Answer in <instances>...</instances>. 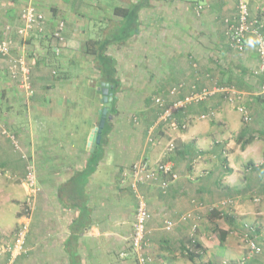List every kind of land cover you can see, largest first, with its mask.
<instances>
[{"label":"crops","instance_id":"obj_1","mask_svg":"<svg viewBox=\"0 0 264 264\" xmlns=\"http://www.w3.org/2000/svg\"><path fill=\"white\" fill-rule=\"evenodd\" d=\"M33 1L48 18L52 52L59 42L61 53L47 55L40 38L42 45L28 48L36 38L16 30L26 0H0V38L15 37L13 54H25L33 87L29 94L21 76L13 80L0 55L2 241H12L23 220L30 167L38 187L26 252L0 253V264H140L131 234L141 197L154 264H264V76L256 33L243 49L232 43L238 0ZM246 1L264 34V0ZM119 7L137 11L125 39L118 37L131 18L119 16ZM60 20L62 42L52 38ZM89 40L108 43L119 79L108 106L113 117L94 150L90 136L106 106L98 87L107 80L86 51ZM175 86L181 89L172 94ZM202 90L210 96L179 109L176 126L158 123L163 107ZM138 160L168 170L139 181L131 168ZM246 234L262 253L247 256Z\"/></svg>","mask_w":264,"mask_h":264},{"label":"built area","instance_id":"obj_2","mask_svg":"<svg viewBox=\"0 0 264 264\" xmlns=\"http://www.w3.org/2000/svg\"><path fill=\"white\" fill-rule=\"evenodd\" d=\"M201 1V0H200ZM198 9L203 8V4L198 2ZM238 8L239 15L238 21L236 24L232 25L231 29V40L235 47L238 49H243L245 46L246 36L249 32L256 33L259 38L257 44V51L261 58L260 71L264 76V34L261 32V28L263 27V20L259 18H254L251 16L250 8L248 2L246 0H238ZM22 24L16 30L19 36L24 39L29 38L33 34H42L46 28V22L48 18L46 15L40 11L36 5L32 3H27L21 13ZM66 28V23L64 20H60L55 29L53 30V37L62 42L64 40V31ZM7 31L13 30V25L8 24L6 26ZM13 39L8 36L4 38H0V55L6 57L8 59L9 65V73L12 77L18 78L21 76V86L26 89L29 94L33 93V87L30 81L29 75V67L26 64V58L24 54L14 55L13 54ZM57 53L61 51V46L59 42L54 45ZM181 89V86H175L170 89L172 94L177 93ZM1 94V91H0ZM211 94L209 90L202 91H194L186 94L183 98L175 100L173 103L168 105L167 107H163L160 113V117L158 123H167L168 121H172L171 124L176 126V122L174 119V114L181 108L186 107L187 105L193 102H200L206 100ZM259 95L264 98V79L259 90ZM164 97L156 96L155 102L159 106H164ZM165 108V109H164ZM240 111L243 115V118L248 120L250 118V113L247 111L245 107H240ZM206 114H201L200 118H206ZM175 148V143H170L169 148L173 150ZM132 173L133 175L139 179V181L147 182L150 180H154L159 177L161 172L167 171L168 167L164 163H158L157 165L151 164L147 160H138L132 165ZM175 173H171V178H176ZM26 183L29 188L28 200L23 207L22 213V222L18 230L15 232L14 239L10 242H5L0 239V253L9 252L12 257H17L18 255L26 252V239L29 231V218L32 213V203L33 197L38 190L36 184V175L33 167L29 168V172L26 178ZM163 184L166 186L168 184L167 180L163 181ZM150 218V210L147 204V201L141 197L138 202L136 217L133 224V231L131 234V246L135 251L137 260L140 264H154L156 261V257L147 252V223ZM167 227H172V221H168ZM246 241L249 247L248 257L253 255H258L262 253L263 248L262 245L254 237L246 234ZM246 260L243 257L239 260V263H243ZM230 264H237L232 262Z\"/></svg>","mask_w":264,"mask_h":264},{"label":"trees","instance_id":"obj_3","mask_svg":"<svg viewBox=\"0 0 264 264\" xmlns=\"http://www.w3.org/2000/svg\"><path fill=\"white\" fill-rule=\"evenodd\" d=\"M142 5H143V3H140V4L136 5V7H139ZM115 11L117 12V14L119 16H126L127 17L128 15H130V18H131L130 22L124 28H122L121 34L118 37L119 39H123V38L125 39L126 37H128L132 34L131 33L132 32L131 27L134 23L133 21L136 20L137 11L133 10L132 12H129L128 9H125L123 7L122 8L121 7L116 8ZM52 35H53V32H52ZM47 36L48 35H45L44 33L38 34V35L33 34L27 39H30V40L32 38H41V39L43 38V39H45ZM107 46H108V43L106 41H104L102 43V41H99V40H96V41H94V40L90 41L89 40L86 43L85 48H86V51L88 53L94 54L96 56L95 65H97V67L100 71L101 77L103 79L107 80L108 82H110L111 84H113L114 87H116V85L119 84V79L116 78V75H115L116 74V60L112 55H108L106 53L107 48H108ZM53 49H54L53 55L54 54L58 55L59 53H61V51L59 53H56L55 47ZM114 102H115V99L112 100V102H110L108 106H110L111 103L113 104ZM111 109L112 108L109 107V113H111L113 111ZM105 131H106V129H104L103 133H105Z\"/></svg>","mask_w":264,"mask_h":264},{"label":"water","instance_id":"obj_4","mask_svg":"<svg viewBox=\"0 0 264 264\" xmlns=\"http://www.w3.org/2000/svg\"><path fill=\"white\" fill-rule=\"evenodd\" d=\"M113 88H114V85L107 81H101V84L98 87V91L101 93L102 100L104 101L106 106H104L100 110L101 117H100L99 123L94 128L90 136L91 150H94L95 146L97 144H100L102 132L105 127V124L108 119H111L113 117V115L109 113V108H108L109 103L112 102L113 100V92H112Z\"/></svg>","mask_w":264,"mask_h":264},{"label":"rangeland","instance_id":"obj_5","mask_svg":"<svg viewBox=\"0 0 264 264\" xmlns=\"http://www.w3.org/2000/svg\"><path fill=\"white\" fill-rule=\"evenodd\" d=\"M2 1V3H4V2H8L7 0H1ZM22 1V0H21ZM16 2V1H15ZM20 2V1H19ZM23 3H25V5H26V3H32V4H34V1L33 0H26V2H23ZM8 32H10V31H8ZM45 32V31H44ZM46 33H47V31H46ZM50 34V33H49ZM49 34H45V35H48L45 39H43V40H40L39 38H36L35 40H34V44H32V43H30V45L28 46V48L29 47H34V45H42L43 44V50L44 51H47L46 52V54L47 55H50V56H54L53 55V52H52V49H51V46L49 45V43H50V40H51V37H50V35ZM6 37H8V36H6ZM52 38H54L53 37V35H52ZM13 39V41H15L16 39H15V37H13L12 38ZM55 39V38H54ZM17 40H19V39H17ZM39 40H40V42L42 43H40L39 42ZM52 41V40H51ZM55 41V40H54ZM53 42V41H52ZM52 45V44H51ZM13 48H14V42H13ZM51 49V50H50ZM57 53V52H56ZM25 55V54H24ZM8 60V59H7ZM8 65H9V62H8ZM10 75V74H9ZM10 77L13 79V80H16V81H18L17 80V78H14V77H12L11 75H10ZM18 78H20V76L18 77ZM0 91H1V89H0ZM0 96H1V94H0Z\"/></svg>","mask_w":264,"mask_h":264},{"label":"clouds","instance_id":"obj_6","mask_svg":"<svg viewBox=\"0 0 264 264\" xmlns=\"http://www.w3.org/2000/svg\"><path fill=\"white\" fill-rule=\"evenodd\" d=\"M249 43H250V44H252V43H253V41H251V40H250V41H249Z\"/></svg>","mask_w":264,"mask_h":264}]
</instances>
